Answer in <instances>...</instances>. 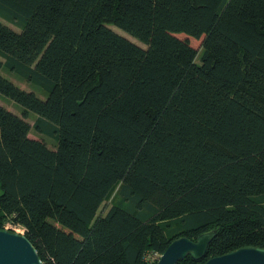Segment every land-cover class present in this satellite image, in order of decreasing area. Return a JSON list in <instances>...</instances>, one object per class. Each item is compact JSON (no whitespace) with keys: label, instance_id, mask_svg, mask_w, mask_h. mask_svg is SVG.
Masks as SVG:
<instances>
[{"label":"trees","instance_id":"16d2710c","mask_svg":"<svg viewBox=\"0 0 264 264\" xmlns=\"http://www.w3.org/2000/svg\"><path fill=\"white\" fill-rule=\"evenodd\" d=\"M0 16L21 27L0 21L4 66L46 93L0 60L24 113L0 105V229L45 264H149L213 229L177 264L264 247V0H0Z\"/></svg>","mask_w":264,"mask_h":264},{"label":"water","instance_id":"95a60500","mask_svg":"<svg viewBox=\"0 0 264 264\" xmlns=\"http://www.w3.org/2000/svg\"><path fill=\"white\" fill-rule=\"evenodd\" d=\"M218 230L200 234L196 240L180 237L171 242L156 264H177L188 256L200 260L207 254ZM0 264H45L25 233L0 229ZM204 264H264V247H242L212 257Z\"/></svg>","mask_w":264,"mask_h":264},{"label":"rangeland","instance_id":"374dc122","mask_svg":"<svg viewBox=\"0 0 264 264\" xmlns=\"http://www.w3.org/2000/svg\"><path fill=\"white\" fill-rule=\"evenodd\" d=\"M0 21L5 23V24H8L11 28H13L16 31H21V27L19 25L11 23L8 20L2 18L1 16H0ZM112 28L115 31H117L118 33L125 35L126 37H128L129 39H131L132 41L137 43L138 45L145 48V44H143L142 42H140L136 38L132 37L131 35L127 34L123 30H121L117 27H114V26H112ZM0 60H1V64H2V67H1V69H2L1 74L2 75H4L6 78H8L10 81H12L15 85H17L21 89L26 90V91H30V92L33 91L38 96H40L41 98H46L45 97L46 93L41 88L34 86L33 84L21 79L17 73H14V72H11L10 70H8L4 66L5 59L3 57L0 56ZM198 61H199V59H198ZM0 105L5 107L6 109L10 110L11 112L17 114L18 116L23 117V115H24L22 107H20L17 103H15L10 98H7V97L0 95ZM26 119L31 124V131L29 134L31 137L37 138V139H42L48 144V146L50 148H52V149L56 148L57 143H56V140L54 138L46 136L45 134L38 133L36 131V129L34 127L35 122H37V119H38V116L36 114L29 113V116H27ZM118 191H119V186H117L112 191L109 198L102 205V207L100 208V211L98 213L99 215H105L107 213V211L114 205V203L118 197ZM5 229H10V230L18 231L20 233H25V230L23 228L15 227L11 223H7V225L5 226Z\"/></svg>","mask_w":264,"mask_h":264},{"label":"built area","instance_id":"2783aa9c","mask_svg":"<svg viewBox=\"0 0 264 264\" xmlns=\"http://www.w3.org/2000/svg\"><path fill=\"white\" fill-rule=\"evenodd\" d=\"M162 254L160 253H152V254H149L146 258V261L149 263V264H156L160 258H161Z\"/></svg>","mask_w":264,"mask_h":264}]
</instances>
